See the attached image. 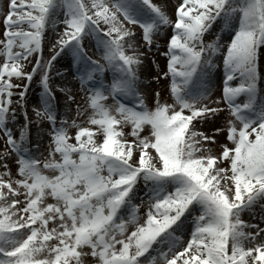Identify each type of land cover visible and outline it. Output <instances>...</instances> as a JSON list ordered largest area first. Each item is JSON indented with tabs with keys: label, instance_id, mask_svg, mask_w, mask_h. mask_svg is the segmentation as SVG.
Instances as JSON below:
<instances>
[{
	"label": "snow or ice",
	"instance_id": "snow-or-ice-1",
	"mask_svg": "<svg viewBox=\"0 0 264 264\" xmlns=\"http://www.w3.org/2000/svg\"><path fill=\"white\" fill-rule=\"evenodd\" d=\"M0 23V264H264V0H6Z\"/></svg>",
	"mask_w": 264,
	"mask_h": 264
},
{
	"label": "rangeland",
	"instance_id": "rangeland-1",
	"mask_svg": "<svg viewBox=\"0 0 264 264\" xmlns=\"http://www.w3.org/2000/svg\"><path fill=\"white\" fill-rule=\"evenodd\" d=\"M163 1L165 3L166 10L169 12L170 15H172L173 8H174V5L176 3V0H163ZM0 3H6V0H0ZM173 19H174V15H173ZM139 31L140 30L137 29L138 33H139ZM216 31H219V26H217L216 28L213 29V33H215ZM2 32H3V25H2V23H0V35H2ZM170 34H171V29H168L167 33L164 36H161L159 38V43L162 45V47L159 49V51H157L155 48H153L152 52L147 54V58L145 60V68L142 69V72H141V78L150 81V86L147 89L149 104L153 103V101H154V92L156 90H161L162 91V94H163L162 98L167 95V93L165 91V85L167 84V81L162 79L159 83H157L156 81L152 80L151 78L157 74V67H156L157 64L159 65L161 70H166L167 59H166V57L162 56L160 53L166 51V47H163V45L166 44V40L168 39V36H170ZM212 38H213L212 35H206L204 37V39L206 41L210 40ZM225 39H228V37H225ZM137 42L138 43L140 42V36L139 35L137 36ZM46 44H48L47 41L45 42V45H44V55H45V57H47L49 55V51H48L49 48L47 49L45 47ZM141 51H144V49L141 48ZM90 54L93 55L94 58L99 59V57H98L99 55L98 54H95V53H92V52H90ZM153 59L155 60V63H153ZM62 60L63 59L59 60L57 65H56V68H57L58 71L61 68ZM262 69H264V48H262L260 50V57H259V70H260V72H261ZM222 78H223V73H222V65H221L220 73H219V76L217 78V81H218V83L220 85L217 88H215V95H219L220 92H221V89H222ZM262 83H263V85H262L261 88L264 89V79H262ZM76 87H78V84L76 85ZM38 91H39V89L37 88L36 84L33 82L32 88L30 89V94H31L30 95V99H34L35 97H37L36 93ZM18 119L22 122L23 118L22 117H18ZM223 119H224V114H221L220 116H218L217 120L215 121V124L217 126H219L220 124L223 123ZM212 128H213V125L210 122V123L204 125V127L202 129H200V130L210 133L212 131ZM32 131H33V142H35V138H36L35 137V133H36L37 130L35 128H33ZM218 139L220 140L221 143L224 142V137L223 136L218 137ZM43 140H44V145L46 146L47 137L45 136L43 138ZM3 147H4L3 141L0 140V150H2ZM9 164H10V167L12 168L13 172H15V163H14V161H9ZM0 171H2V169H0Z\"/></svg>",
	"mask_w": 264,
	"mask_h": 264
},
{
	"label": "bare ground",
	"instance_id": "bare-ground-1",
	"mask_svg": "<svg viewBox=\"0 0 264 264\" xmlns=\"http://www.w3.org/2000/svg\"><path fill=\"white\" fill-rule=\"evenodd\" d=\"M154 2H156V3H158V4H161V5H163L164 7H165V3H164V1L163 0H154ZM51 39H54L55 37L54 36H51L50 37ZM47 49L49 48V44H46V46H45ZM92 53H95L94 52V50H93V52ZM95 54H98V53H95ZM99 55V54H98ZM99 57V56H98ZM100 58V57H99ZM67 66V64H66V62L64 61V60H62V65H61V67H66ZM261 75H262V77H264V69H262L261 70ZM54 82H56V80H55V78H54ZM239 81H237V83H238ZM220 84L218 83V81H217V79H216V85H215V88H217L218 86H219ZM262 85H263V83H262V79H261V81H260V87H262ZM58 95H59V93H58ZM37 99V97H35L34 99H30L31 100V102H35V100ZM29 114L31 115V109L29 108ZM245 220H248L249 219V217L247 216V214L243 217Z\"/></svg>",
	"mask_w": 264,
	"mask_h": 264
}]
</instances>
